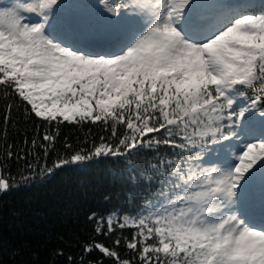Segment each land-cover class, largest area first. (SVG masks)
<instances>
[{
    "label": "snow or ice",
    "instance_id": "obj_1",
    "mask_svg": "<svg viewBox=\"0 0 264 264\" xmlns=\"http://www.w3.org/2000/svg\"><path fill=\"white\" fill-rule=\"evenodd\" d=\"M0 104V195L113 164L141 193L102 211L112 189L84 188L43 244L0 236L10 264L34 247L45 264H264V0H0ZM64 122L100 131L61 142Z\"/></svg>",
    "mask_w": 264,
    "mask_h": 264
},
{
    "label": "trees",
    "instance_id": "obj_2",
    "mask_svg": "<svg viewBox=\"0 0 264 264\" xmlns=\"http://www.w3.org/2000/svg\"><path fill=\"white\" fill-rule=\"evenodd\" d=\"M2 114L3 105L0 104V116ZM85 125V127L80 128L79 125L73 127L67 122L62 123L61 142L64 135H70L75 139L77 136L83 138L85 133H89V130H91V135H96L100 131L98 125H92L88 122H85ZM29 127L31 128V124ZM29 136H31V131H29ZM22 138L21 136L18 139L22 141ZM123 175V170L119 165L113 164L111 167L93 166L80 173L68 171L45 181L33 183L31 186H21L9 192L7 196L0 195V236L16 240L27 239L33 245L43 244L47 230L54 232L65 230L64 226L59 224L55 228H50V226L54 221H59L61 209L69 197L80 193L84 188L91 190L93 186H98L101 189L111 188L113 191V197L109 201H89L93 207L102 211L113 208L127 210L131 203L139 199L141 193H135L134 197H130L128 188L121 186ZM18 210H23V215L13 216V211ZM81 224L85 225L84 230L79 233L80 238L83 239L88 234L87 229L91 225H87L82 217ZM125 234H128L127 229ZM66 238L70 240L71 246L67 244L61 246L65 248L66 252L77 253L79 249L75 245L78 241L70 235H66ZM56 243L59 242L54 240L53 245ZM9 251L10 249L5 250L0 247V260L6 261L8 264H10ZM32 251H39V258L34 259L32 264H45L46 261H51V257L48 256V247H40L39 249L34 247ZM29 259L32 258L29 257ZM54 264H65V259L58 257Z\"/></svg>",
    "mask_w": 264,
    "mask_h": 264
}]
</instances>
